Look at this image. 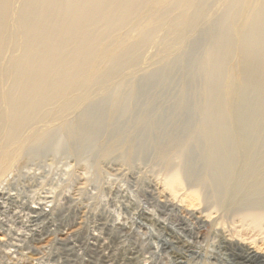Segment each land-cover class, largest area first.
Instances as JSON below:
<instances>
[{"label": "bare ground", "instance_id": "bare-ground-1", "mask_svg": "<svg viewBox=\"0 0 264 264\" xmlns=\"http://www.w3.org/2000/svg\"><path fill=\"white\" fill-rule=\"evenodd\" d=\"M146 1L0 0V78L11 80L8 86L0 83V131L7 130L10 138L20 139L21 150L34 154L63 125L85 147L104 119L115 126L125 115H138L136 103L156 88L166 89L175 62L198 49L190 62L179 60L189 80L180 86L177 106H187L188 91L197 94L200 119L187 142L202 151L204 166L199 176L184 161L165 159L163 187L174 200L181 197L190 214L210 208L230 217L225 240L242 247L240 232L264 235V150L254 153L251 163H238L252 136L261 137L264 146V0H198V9L213 10L203 16L192 11L183 32L167 45L170 52L142 64L143 52L158 36L150 29L105 62L98 79H87L96 45L112 31H125ZM125 72L134 77L126 78ZM248 254L264 261V250L249 247Z\"/></svg>", "mask_w": 264, "mask_h": 264}, {"label": "rangeland", "instance_id": "rangeland-1", "mask_svg": "<svg viewBox=\"0 0 264 264\" xmlns=\"http://www.w3.org/2000/svg\"><path fill=\"white\" fill-rule=\"evenodd\" d=\"M197 3L147 0L128 29L112 31L96 45L87 79H98L105 62L150 29H157L158 36L143 52L142 64L170 52L167 45L183 32L192 11L203 16L213 10L198 9ZM199 52L187 50L179 60L190 62ZM4 59L3 66L10 54ZM179 60L175 75L164 81L166 89L159 86L161 90H152H158L156 95L151 92L136 103L138 115H125L115 126L104 119L100 133L85 147L70 136V128L58 125L56 136L32 154L1 129L0 264H35L38 257L51 264H264L248 254L249 247L264 250V235L242 231L244 247L233 246L225 240L230 217L210 208L190 214L187 203L180 202L181 197L174 200L163 187L165 159L184 161L183 166L199 176L204 166L202 151L187 142L200 119V108L194 106L197 94L188 91L187 106H177L180 86L189 80ZM125 75L134 77L131 72ZM10 82L0 78L3 86ZM250 142L238 163H251L252 155L264 150L261 137L254 135Z\"/></svg>", "mask_w": 264, "mask_h": 264}, {"label": "built area", "instance_id": "built-area-1", "mask_svg": "<svg viewBox=\"0 0 264 264\" xmlns=\"http://www.w3.org/2000/svg\"><path fill=\"white\" fill-rule=\"evenodd\" d=\"M45 211H47V209H44ZM34 261H37L38 263L35 264H51L50 261H45L44 259L38 257V258H34Z\"/></svg>", "mask_w": 264, "mask_h": 264}]
</instances>
